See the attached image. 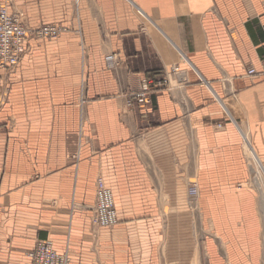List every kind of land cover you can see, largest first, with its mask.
Returning a JSON list of instances; mask_svg holds the SVG:
<instances>
[{
    "label": "crops",
    "instance_id": "0c3cea01",
    "mask_svg": "<svg viewBox=\"0 0 264 264\" xmlns=\"http://www.w3.org/2000/svg\"><path fill=\"white\" fill-rule=\"evenodd\" d=\"M9 7L66 31L29 35L19 66L0 68V264H31L46 239L71 264H264V0ZM100 178L114 228L94 220Z\"/></svg>",
    "mask_w": 264,
    "mask_h": 264
},
{
    "label": "built area",
    "instance_id": "2783aa9c",
    "mask_svg": "<svg viewBox=\"0 0 264 264\" xmlns=\"http://www.w3.org/2000/svg\"><path fill=\"white\" fill-rule=\"evenodd\" d=\"M78 3V0H76ZM66 31V28L57 24H46L38 28H32L27 21V15L22 9L11 10L8 4L0 5V68L3 70H15L21 63L23 57L29 50L27 39L29 35L40 39H53ZM180 60H185L180 55ZM108 67L114 68L120 63V57L116 53L105 56ZM180 66L173 64L166 69L162 78L154 80L143 79L140 88L134 93V98L141 106L152 102V95L159 89L170 83V78L180 72ZM249 75H255L254 67L248 68ZM87 99L83 98L82 103ZM220 123L218 127H222ZM198 185L189 187L192 197L198 195ZM94 220L100 228H114L119 223L116 201L113 190L100 178L96 188V204L94 209ZM31 264H71V257L67 252L60 253L55 248L51 239L40 240L35 248L29 253Z\"/></svg>",
    "mask_w": 264,
    "mask_h": 264
},
{
    "label": "rangeland",
    "instance_id": "374dc122",
    "mask_svg": "<svg viewBox=\"0 0 264 264\" xmlns=\"http://www.w3.org/2000/svg\"><path fill=\"white\" fill-rule=\"evenodd\" d=\"M10 2H11V0H5V2H2V3H0V5L1 4H10ZM144 17H146L144 14H142ZM146 18H148V17H146Z\"/></svg>",
    "mask_w": 264,
    "mask_h": 264
},
{
    "label": "bare ground",
    "instance_id": "6f19581e",
    "mask_svg": "<svg viewBox=\"0 0 264 264\" xmlns=\"http://www.w3.org/2000/svg\"><path fill=\"white\" fill-rule=\"evenodd\" d=\"M35 28H37V27H35ZM66 28V27H65ZM28 40V39H27ZM12 72V71H11ZM169 85V84H168ZM140 86V85H139ZM84 98V97H83ZM132 98V97H131ZM83 105V104H82ZM118 225V224H117ZM30 258V257H29Z\"/></svg>",
    "mask_w": 264,
    "mask_h": 264
}]
</instances>
